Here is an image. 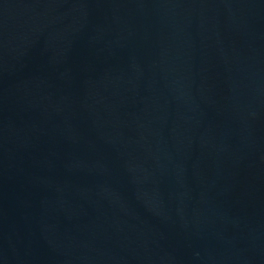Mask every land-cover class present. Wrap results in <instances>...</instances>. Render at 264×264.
Returning a JSON list of instances; mask_svg holds the SVG:
<instances>
[{
  "label": "water",
  "instance_id": "water-1",
  "mask_svg": "<svg viewBox=\"0 0 264 264\" xmlns=\"http://www.w3.org/2000/svg\"><path fill=\"white\" fill-rule=\"evenodd\" d=\"M0 264H264V0H0Z\"/></svg>",
  "mask_w": 264,
  "mask_h": 264
}]
</instances>
